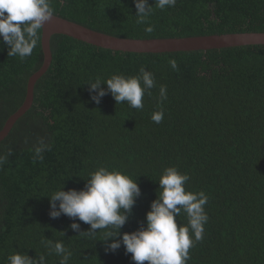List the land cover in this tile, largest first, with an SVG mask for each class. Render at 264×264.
I'll list each match as a JSON object with an SVG mask.
<instances>
[{
    "label": "trees",
    "instance_id": "trees-1",
    "mask_svg": "<svg viewBox=\"0 0 264 264\" xmlns=\"http://www.w3.org/2000/svg\"><path fill=\"white\" fill-rule=\"evenodd\" d=\"M53 7L57 16L125 38L264 32V0H176L165 10L153 5L148 24L136 23L134 0H53ZM148 25L153 31L145 30ZM51 50L32 107L0 141V155L11 152L0 167V264L17 252L59 264L41 243L45 239L64 243L73 254L69 264H136L122 243L106 251L105 230L77 234L72 218L49 215L48 196L83 189L101 166L136 179L141 189L121 233L146 226L161 191L158 180L174 166L189 176L186 191L202 190L209 198L203 239L189 250L187 264H264V45L138 53L54 34ZM7 53L0 39V130L43 65L42 32L31 56ZM141 67L155 76L142 109L116 104L110 92L99 104L91 99L90 80L135 76ZM161 85L167 88L162 102ZM161 108L164 119L157 124L151 116ZM40 139L51 144L42 160L34 158ZM76 222L80 230L90 228ZM187 223L182 211L177 225Z\"/></svg>",
    "mask_w": 264,
    "mask_h": 264
},
{
    "label": "clouds",
    "instance_id": "clouds-1",
    "mask_svg": "<svg viewBox=\"0 0 264 264\" xmlns=\"http://www.w3.org/2000/svg\"><path fill=\"white\" fill-rule=\"evenodd\" d=\"M136 8V23L148 24L155 8L165 10L174 7L176 0H134ZM55 15L53 0H0V39L8 48V56L19 57L21 60L32 55L39 45L41 32L46 22ZM153 31L151 25L145 29ZM172 69L177 68L174 58L169 59ZM91 99L99 104L103 96L109 92L116 104L127 102L134 109L144 107V96L151 95L155 86V76L141 67L139 74L125 76L114 74L105 81L96 78L87 82ZM106 84L107 89L101 85ZM167 99V88L161 85L159 101ZM151 119L159 124L164 119L161 108L153 112ZM51 149L50 143L40 139L34 146V158L43 159V153ZM0 155V167L8 159ZM189 180L186 173H181L176 167H166L160 176L159 196L151 202L146 213L144 224L137 230L121 233L120 229L128 221L135 205L136 198L141 195V189L136 179L119 170H109L105 166L98 167L90 173L83 189L64 188L54 191L48 196L51 218L62 214L72 218L70 227L79 233L94 236L98 231H104L106 251L115 252L121 247L136 264H187L191 258L189 250L196 242L203 239L204 225L209 217L205 211L208 196L204 191H186L185 184ZM58 202V203H57ZM187 214V225H177V217L181 212ZM90 225L88 230H80L76 220ZM117 237H120L119 239ZM110 241V242H109ZM41 243L49 250L48 254L59 257V264H69L72 252L62 241L51 239ZM9 264H47L45 255L37 258L28 256L25 252H17L8 256Z\"/></svg>",
    "mask_w": 264,
    "mask_h": 264
},
{
    "label": "water",
    "instance_id": "water-1",
    "mask_svg": "<svg viewBox=\"0 0 264 264\" xmlns=\"http://www.w3.org/2000/svg\"><path fill=\"white\" fill-rule=\"evenodd\" d=\"M64 34L95 46L114 51L138 53H162L177 51H198L222 49L243 45H264V32H238L174 38H125L93 30L74 21L54 15L42 30L44 62L42 67L28 80L26 98L21 107L13 113L0 130V141L11 131L14 124L33 105L35 85L52 63L51 38Z\"/></svg>",
    "mask_w": 264,
    "mask_h": 264
}]
</instances>
